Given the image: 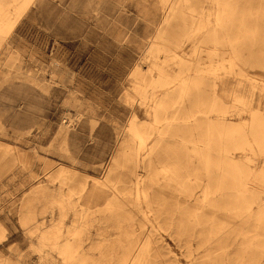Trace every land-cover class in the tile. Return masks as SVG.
Here are the masks:
<instances>
[{
    "label": "bare ground",
    "instance_id": "bare-ground-1",
    "mask_svg": "<svg viewBox=\"0 0 264 264\" xmlns=\"http://www.w3.org/2000/svg\"><path fill=\"white\" fill-rule=\"evenodd\" d=\"M91 1L87 0L86 6H91ZM174 1L152 0L148 5L152 9L146 10L154 34L148 55L151 71L134 70L135 94L125 100L133 104L141 99L149 119L141 124L134 117L120 134L105 178L91 185L73 186L66 168L60 167L55 173L43 168L45 179L31 185L17 210L8 211V215L17 214L31 246L40 251L39 259H49L50 264H179L172 251L167 256L160 251L164 241L160 230L166 228L170 236L179 230L181 242L187 244V237L197 241L199 249L189 250L186 264H264V239L259 237L264 231V113L260 112L264 86L253 80L249 83L251 121L237 122L238 117L227 115L230 107L214 89L212 97H203L207 84L198 59L206 50L219 56L218 62L229 59L227 70L220 73L219 65L210 69L215 80L242 74L236 69L240 61L264 66V56H256L257 52L264 55V49H255L264 44V0H258L256 7L257 0H206L211 10L204 12L203 8L198 26L192 33H183L196 41L191 57L184 55L181 42L171 38L166 25L159 26L170 17L165 9L180 17ZM122 2L99 0L98 5L110 9L122 6ZM31 3L36 9L28 11ZM185 4L194 16L196 5L192 0H185ZM49 9L50 0H0V61L8 58L14 68L12 77H20L21 88L46 86L42 78L34 76L37 74L21 70V60L16 61L22 52V48L12 50L21 41L18 20L23 16L28 23H35L38 11ZM153 11L160 12H154L155 16ZM182 20L187 23L185 17ZM246 52L250 57L244 58ZM55 71L60 67L54 65ZM236 100L248 104L246 99ZM31 102L30 98L27 103ZM68 127L63 119L58 129L62 138L67 137ZM0 134L23 135L13 123L9 131L1 122ZM150 138L153 143L148 146ZM168 138L191 147L192 152L180 153L176 150L179 146L168 144ZM60 150L66 151L65 146ZM65 151L61 155L72 165L80 163ZM19 152L18 148L0 151L2 174H14L13 169L23 162ZM259 162L263 164L259 166ZM23 167H28L27 162ZM119 167L129 169L119 174L117 185L111 175ZM31 175L35 178L34 173ZM166 186L176 188L181 195L170 218L164 214L166 196L161 193ZM130 195L144 223L129 208ZM177 214L178 218L174 217ZM3 238L0 223V244ZM243 239H247L246 246L240 249Z\"/></svg>",
    "mask_w": 264,
    "mask_h": 264
},
{
    "label": "rangeland",
    "instance_id": "rangeland-1",
    "mask_svg": "<svg viewBox=\"0 0 264 264\" xmlns=\"http://www.w3.org/2000/svg\"><path fill=\"white\" fill-rule=\"evenodd\" d=\"M86 1L50 0V9L38 11L35 23H28L23 16L18 20L16 27L21 32V41L12 50L16 52L22 48V52L21 59L16 61L21 60L22 71L42 78L46 86L44 89L19 87L21 79L12 77L14 68L9 65L8 58L0 61V122L9 131L13 123L23 133L19 137L0 134V151L18 148L22 161L28 164L24 168L23 162L19 163L13 169L14 174L12 171L2 174L0 163V223L4 236L0 244V261L4 264L51 263L49 259H39L40 251L31 246V239L20 227L17 214L8 215L9 210L15 211L21 206L23 197L36 180L45 179L43 168H51L54 173L60 167L66 168L72 176L71 185H91L95 180L105 178L118 137L130 126L132 119L135 117L141 124L148 123L146 103L136 99L130 104L125 97L135 94L134 70L141 68V72L146 74L151 71L152 62L148 55L154 34L150 28L153 25H148L145 15L146 10L152 9L148 6L152 0H143L141 4L138 0H122V6H111L110 9L101 8L99 0H92L91 6H86ZM192 2L197 9L194 16L187 9L185 0H175L180 17H174L172 10L165 9L164 12H170V17L159 24L161 28L166 25L171 38L181 42L180 48L188 57L194 56L196 41L183 36V33H192L198 26L203 8L204 12L211 10L210 1ZM258 2H253L254 7L258 6ZM31 8L36 9L35 3L29 5L28 11ZM154 12L155 15L160 11ZM184 17L186 24L182 22ZM156 20L159 21V17ZM255 49H264V44L255 46ZM256 56L264 55L257 52ZM248 57L250 53H244V58ZM198 59L200 73L207 84L202 90L203 97H212L214 89L230 107L227 115L238 117L237 122L250 123L252 95L249 83L253 80L264 86V66L240 61L236 69H241L242 74L215 80L210 69L219 65L220 73L227 70L229 59L218 62L219 56H213L207 50L200 52ZM54 65L59 66L60 71L52 72ZM10 81L15 84L11 85ZM258 96L256 94V98ZM30 98L32 102L28 104ZM236 98L246 99L248 104L244 105ZM260 112L264 113V104L260 105ZM63 119L69 125L66 138L58 132ZM152 143L150 138L147 144L150 146ZM168 144L179 146L176 150L182 154L192 152L191 147H183L172 138H168ZM63 145L66 148L64 151L75 156L80 163L72 165L68 158L61 155ZM262 164L258 163L259 166ZM126 169L129 168L119 167L111 175L117 185L120 183L119 174ZM161 193L166 196L164 214L170 218L181 195L172 186L164 187ZM133 197L130 195L127 201L129 208L144 223L139 209L132 206ZM174 217L178 218V214ZM66 222L70 223V218ZM167 223L165 220L166 226ZM160 233L164 235L160 251L164 256L172 251L179 264H186L189 250L196 252L199 249L196 240L187 237V244L181 242L179 230H175L174 236H170L166 228ZM260 233L259 237L264 239V231ZM246 240L243 239L238 248H244ZM11 246L14 248L10 249Z\"/></svg>",
    "mask_w": 264,
    "mask_h": 264
}]
</instances>
